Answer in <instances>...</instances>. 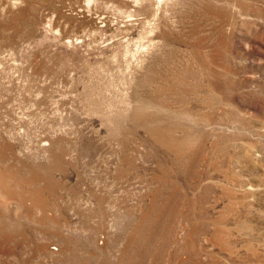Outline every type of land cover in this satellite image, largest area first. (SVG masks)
<instances>
[{
    "label": "rangeland",
    "instance_id": "obj_1",
    "mask_svg": "<svg viewBox=\"0 0 264 264\" xmlns=\"http://www.w3.org/2000/svg\"><path fill=\"white\" fill-rule=\"evenodd\" d=\"M133 1L0 0V264H264V0Z\"/></svg>",
    "mask_w": 264,
    "mask_h": 264
},
{
    "label": "bare ground",
    "instance_id": "obj_2",
    "mask_svg": "<svg viewBox=\"0 0 264 264\" xmlns=\"http://www.w3.org/2000/svg\"><path fill=\"white\" fill-rule=\"evenodd\" d=\"M138 0H134L133 2L136 4V2H137ZM157 1V3H160L162 0H156ZM86 2V1H85ZM161 6V5H160Z\"/></svg>",
    "mask_w": 264,
    "mask_h": 264
}]
</instances>
